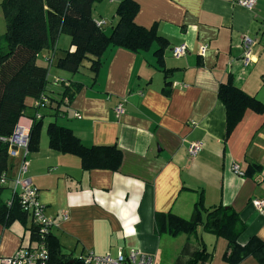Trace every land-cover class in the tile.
Here are the masks:
<instances>
[{
	"label": "crops",
	"instance_id": "0c3cea01",
	"mask_svg": "<svg viewBox=\"0 0 264 264\" xmlns=\"http://www.w3.org/2000/svg\"><path fill=\"white\" fill-rule=\"evenodd\" d=\"M119 1L109 0L108 7L116 9ZM136 1V22L145 27L156 23L169 41L164 52L165 67L171 69L167 87L154 44L140 52L110 47L95 80L92 73L86 80L81 71L70 74L52 67L47 88L58 98L63 90L58 77L83 83L55 120L61 118L58 123L72 128L85 145L117 144L123 153L120 168L84 171L79 157L49 146L44 120L39 149L29 153V176L65 253L115 256L138 249L152 254L155 264H173L188 238L194 243L201 238L212 252L205 264H229L223 259L228 244L224 238L208 232L200 237L158 233L155 215L171 210L188 218L203 193L205 205L223 203L240 213L248 225L242 243L253 235L264 240V208L256 207V201H264V112L247 109L227 137L226 109L218 97L220 83L231 76L264 103V0H256L252 9L236 0ZM93 17L107 22L103 16ZM244 36L253 40L247 66ZM181 44L187 51L175 57L172 48ZM27 104L24 115L31 117L33 100L27 98ZM119 104L122 111H117ZM195 141L202 147L192 155L189 145ZM11 162L10 177L19 159ZM249 163L262 170L246 175ZM235 164L243 175L233 170ZM13 195L11 187L3 200L11 203ZM32 227L29 215L25 224L0 222V255H11L33 241ZM239 264L259 263L249 256Z\"/></svg>",
	"mask_w": 264,
	"mask_h": 264
},
{
	"label": "trees",
	"instance_id": "16d2710c",
	"mask_svg": "<svg viewBox=\"0 0 264 264\" xmlns=\"http://www.w3.org/2000/svg\"><path fill=\"white\" fill-rule=\"evenodd\" d=\"M102 1L105 0L1 2L7 23L6 50L0 51V222L5 226L16 220L25 224L28 219V213L22 209L16 195L11 203L5 202L1 197L2 191L7 187L1 183V178L5 172L12 169V158L8 155L6 140L12 135L18 120L28 108L27 98L33 100L35 109L31 116L33 121L29 141V150L34 152L39 149L45 117L50 115L55 118L61 112L62 106H67L83 86L80 81L56 80L57 84L63 86V90L59 92L61 95L59 94L58 98L51 95L47 88L51 81L49 74L52 67L70 74H76L85 67L95 80L105 53L110 47L140 52L150 50L157 44L154 55L158 67L165 74L166 87L170 84L167 82L171 69H167L164 64V52L169 46V41L158 32L157 24L145 27L136 22L135 18L140 10L136 0L119 1L115 9L114 24L98 23L93 17V6ZM62 34L70 37V48L58 56L56 46ZM46 50L49 52L46 53ZM41 55L45 58L44 63L38 62V56ZM164 91L168 92L165 89ZM43 94L47 95L49 101L40 109L35 107L34 100L40 99ZM218 97L226 109L227 137L247 109L264 112V103L238 87L231 76L220 83ZM53 102L55 103L52 104ZM37 112L39 117L36 116ZM46 132L49 146L58 152L79 157L84 171H117L120 168L123 153L117 144L85 145L72 128L54 119L48 121ZM261 170V165L249 163L245 174L253 176ZM155 225L158 233L170 236L186 234L188 237H200L202 232H208L224 238L228 244L223 259L229 264H239L249 256H253L259 264H264V240L253 235L246 243H242L240 237L248 225L240 213L223 203L205 205L203 193L195 202L190 217L185 218L171 210L158 212L155 215ZM36 237V228L33 225L31 240ZM200 239L194 243L188 238L173 264H205L212 252L208 251L206 244ZM45 240L49 249V258L45 264H86L81 255L65 253L60 241L52 232L46 235Z\"/></svg>",
	"mask_w": 264,
	"mask_h": 264
},
{
	"label": "built area",
	"instance_id": "2783aa9c",
	"mask_svg": "<svg viewBox=\"0 0 264 264\" xmlns=\"http://www.w3.org/2000/svg\"><path fill=\"white\" fill-rule=\"evenodd\" d=\"M238 4L252 9L256 0H236ZM102 23V22H98ZM243 44L245 53L243 56L244 65L251 62V47L253 40L244 36ZM205 46L200 48L203 53ZM187 51L185 44H181L172 48V54L175 57L184 55ZM57 80H60L58 78ZM48 102V97L42 95L40 99L34 101L35 107H41ZM117 111H122V104H119ZM36 116H40L36 113ZM77 117L81 118V114L77 113ZM33 117H27L24 114L20 117L12 135L6 140L8 142V155L12 158H18L19 164L14 176L10 177L8 172H5L1 178V183L7 185L12 181V189L16 195L21 207L28 213L32 224L36 228L37 237L29 244L21 245L11 255H0V264H45L49 258V249L45 241L47 234L52 232L55 222L51 216L46 213L45 206L39 198V190L34 185L32 178L29 176V141L30 130L32 126ZM202 147L200 141L192 142L189 145V152L195 155ZM233 170L240 175L238 164L233 165ZM256 207L261 211L264 208V201H256ZM81 258L86 264H155V257L152 254L143 252L138 249L121 250L115 256L111 254L97 255L92 251L81 255Z\"/></svg>",
	"mask_w": 264,
	"mask_h": 264
},
{
	"label": "rangeland",
	"instance_id": "374dc122",
	"mask_svg": "<svg viewBox=\"0 0 264 264\" xmlns=\"http://www.w3.org/2000/svg\"><path fill=\"white\" fill-rule=\"evenodd\" d=\"M1 2H2V0H0V51H5L6 50L5 33H6V30H7V23H6V19H5V16H4L3 8L1 6ZM108 3H111V2H109V0H105V1H102V2H96L94 4V6H93V15L94 16H103L105 18V20L109 24V23L113 22V19H114L113 16H115L116 14H115V9L114 8L108 7ZM113 4L116 5L117 3H113ZM69 38L70 37L68 35H65V34H63L62 37L60 38V45H61L59 47V52L60 53L64 52V50L68 49V46L70 44L69 43ZM60 53L58 54V56H60ZM38 61L40 63L44 62L42 57L38 58ZM81 73H83V76H85L84 78L87 80V78H88L87 76L90 73L89 69L85 68V67H82ZM51 89L53 90V88H49V90H51ZM49 93L52 94L51 92H49ZM28 99H31V98H28ZM50 119L51 120L52 119L55 120V118H51L49 116L45 117V119H44L45 120V125H47V122ZM59 121L61 122V118L58 119V122ZM46 134L44 132V137H46ZM47 137H48V135H47ZM48 143H49V141H48ZM10 188H11V186H10ZM10 188L9 187L4 188V190L2 191V195H1L2 199L6 200L10 196ZM183 235H186V234H183ZM203 235H204V232H203Z\"/></svg>",
	"mask_w": 264,
	"mask_h": 264
},
{
	"label": "bare ground",
	"instance_id": "6f19581e",
	"mask_svg": "<svg viewBox=\"0 0 264 264\" xmlns=\"http://www.w3.org/2000/svg\"><path fill=\"white\" fill-rule=\"evenodd\" d=\"M56 80H57V79H56ZM46 96H47V95H46ZM49 98H50V97H49ZM51 100H52V99H51ZM54 100H55V102H57L55 98H54ZM34 101H35V100H34ZM48 101H49V100H48ZM55 102H53L52 104H54ZM57 104H58V103H57ZM66 104H68V103H66ZM44 105H45V104H44ZM42 106H43V105H42ZM46 106H47V105H46ZM49 106H50V103H49ZM43 107H44V106H43ZM43 107H42V108H43ZM59 107H60V106H59ZM50 108H52V107H50ZM37 109H38V108H37ZM40 109H41V107H40ZM53 109H54V108H53ZM53 109H52V110H53ZM50 110H51V109H50ZM40 111H41V110H40ZM44 111H45V110H44ZM58 111H59V110H58ZM47 112H48V111H47ZM38 113H39V112H38ZM57 113H59V112H57ZM44 114H45V113H44ZM42 116H43V115H42ZM34 117H35V116H34ZM5 139H6V138H5ZM29 149H30V148H29ZM10 158H12V157H10ZM15 159H17V158H15ZM8 172H9V171H8ZM11 177H12V176H11ZM9 182H10V181H9ZM11 183H12V182H11ZM11 185H12V184H11ZM5 186H6V185H5ZM11 187H12V186H11ZM13 197H14V195H13ZM13 197H12V198H13ZM9 201H10V200H9ZM12 201H13V200H12ZM17 201H18V200H17ZM25 212H26V211H25ZM45 241H46V240H45Z\"/></svg>",
	"mask_w": 264,
	"mask_h": 264
},
{
	"label": "water",
	"instance_id": "95a60500",
	"mask_svg": "<svg viewBox=\"0 0 264 264\" xmlns=\"http://www.w3.org/2000/svg\"><path fill=\"white\" fill-rule=\"evenodd\" d=\"M71 262H74L73 260H71Z\"/></svg>",
	"mask_w": 264,
	"mask_h": 264
}]
</instances>
